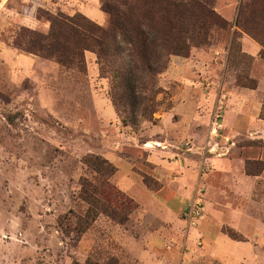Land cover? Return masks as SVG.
<instances>
[{"label":"rangeland","instance_id":"374dc122","mask_svg":"<svg viewBox=\"0 0 264 264\" xmlns=\"http://www.w3.org/2000/svg\"><path fill=\"white\" fill-rule=\"evenodd\" d=\"M103 1L110 0H0V264H138L139 254L131 255L129 243L142 242L148 231L140 223L138 204L116 186L113 175L108 179L113 191L98 197L106 206L117 207L123 222L98 212L89 227L79 232L88 209L94 210L80 197V178L99 183L83 158L89 154L105 158L102 147L119 149L112 146L108 124L119 121L125 127V141L132 136L139 144L148 142L146 147L159 146L168 136L182 150L188 141V146H199L213 156L226 154L230 145L246 147L253 156L264 150V136H256L251 129L234 133L224 125L227 113L235 111L231 107L237 106L235 97L245 93L250 96L247 109L256 112L259 107L255 118L264 120V87H258L259 80H264V48L256 38L264 36L249 32L258 26L264 33V0H212L224 23H216L206 38L194 40L187 57H169L157 78L160 92L153 112L149 118L148 107L143 116L138 113L136 127L122 122L110 98V74L101 72L94 52H83L85 71L81 73L29 46V37L48 31V14L79 13L106 27ZM243 36L258 45L255 54L243 50ZM197 65L206 71H198ZM166 112L180 123L168 135L167 125L160 121ZM216 113L222 129L215 138V150L209 151V129ZM130 157L124 158L135 162ZM246 162L245 172L264 166L260 160ZM136 165L148 172L146 166ZM141 174L149 188L158 187L151 176ZM255 188L249 197L229 195L224 201L238 211L231 222L243 218L244 231H235L239 240L254 246V255L242 264H264V184ZM204 205L206 215L207 201ZM181 212L178 240L169 238L163 247L173 249L175 264H224L218 256H210L207 246L206 235L213 232V223L204 216L189 225ZM224 227L230 226L222 225L221 230ZM193 228L204 230L190 240Z\"/></svg>","mask_w":264,"mask_h":264},{"label":"trees","instance_id":"16d2710c","mask_svg":"<svg viewBox=\"0 0 264 264\" xmlns=\"http://www.w3.org/2000/svg\"><path fill=\"white\" fill-rule=\"evenodd\" d=\"M110 1H103V10L108 15L106 27L94 24L79 13L48 14V31L29 37V46L41 56L81 73L85 71L83 52H94L101 72L108 70L110 74L109 94L122 122L136 127L138 113L143 116L148 107L146 116L149 118L153 112L154 98L160 92L157 78L166 69L169 57H187L192 42L200 37L206 38L210 29L216 23H224V19L211 6L212 0ZM249 32L264 36L258 26L251 27ZM256 38L264 48V37ZM194 44L198 45L197 42ZM145 102L148 105L143 107ZM83 163L98 176L99 183L97 185L87 177L80 178V197L94 210L91 213L88 209L87 219L79 232L89 227L90 220L98 212L123 222L117 217V207L106 206L98 197L100 193L108 195L113 191L108 179L116 167L97 154L87 155ZM245 165L247 169L248 162ZM262 168L246 172L257 174ZM143 180L149 184L146 177ZM114 199L116 202V196ZM222 231L233 239H240V235L230 228ZM85 264L95 263L86 261Z\"/></svg>","mask_w":264,"mask_h":264},{"label":"crops","instance_id":"0c3cea01","mask_svg":"<svg viewBox=\"0 0 264 264\" xmlns=\"http://www.w3.org/2000/svg\"><path fill=\"white\" fill-rule=\"evenodd\" d=\"M242 46L248 54H255L258 50V45L246 36L242 37ZM196 68L201 72L206 71L201 65H197ZM258 87H264V80H259ZM245 94L235 97L234 104L237 106L231 107V110L235 111L227 113L224 125L234 133L251 129L256 136L262 137L264 120L255 118L259 107L256 112L249 111L247 105L250 96L248 93ZM249 115L252 116L251 120L247 118ZM160 121L167 125L168 129L165 128L167 131H164L167 135L176 131L177 125L180 124L172 120L171 112L164 113ZM108 128L112 129V146L116 144V148L119 149L116 151L102 147L101 154L116 167L112 180L122 192L138 204L140 223L144 222V228L148 231L142 242L136 240L129 243L133 247L131 255L139 254L136 263L175 264L173 249L166 251L163 247L169 238L178 240L179 229L182 226L180 212L196 195L202 197L203 204L207 201L209 205L206 215L204 211L200 220L206 216L207 220L213 223V232L206 235L210 256H218L217 258L224 264H242L254 255L252 244L229 238L221 227L227 224L230 226L227 228L233 231H244L243 225L241 226L243 218L237 219L235 224L231 222L234 212L238 211L224 201L229 195H234L238 199L249 197L256 189V185L258 187L259 184H264V166L257 174H246L244 170L246 159L264 161V150L253 156V151L249 153L246 147L230 145L226 154L213 156L205 154L198 148L199 146L195 147L198 149L188 146V141L185 142L186 149L182 150L168 136L162 138L161 145L146 147L148 142L139 144L132 136L125 141V127L121 126L119 121L108 124ZM129 155L134 156L135 162L124 158H131ZM136 163L146 166L148 172L138 168ZM142 172L151 176L159 184L158 187L149 188L143 181ZM199 187L204 190L197 191ZM201 229H191L189 239L192 240L196 234H202Z\"/></svg>","mask_w":264,"mask_h":264},{"label":"built area","instance_id":"2783aa9c","mask_svg":"<svg viewBox=\"0 0 264 264\" xmlns=\"http://www.w3.org/2000/svg\"><path fill=\"white\" fill-rule=\"evenodd\" d=\"M222 129V123L220 122V114L216 113L214 114L213 120L211 122V126L209 129V143L207 147L209 151L215 150V146H217V142L215 141V138H217L220 130ZM211 143V144H210ZM221 154V153H218ZM203 188L199 187L197 191H202ZM204 212V204L202 197L200 195L194 196L188 205L182 209V216L185 222H187L189 225H194L197 223L202 216V213Z\"/></svg>","mask_w":264,"mask_h":264}]
</instances>
